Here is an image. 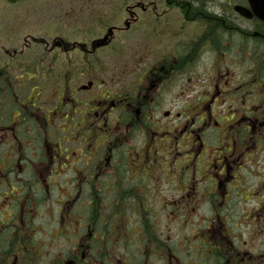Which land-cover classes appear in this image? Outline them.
<instances>
[{
  "label": "flooded vegetation",
  "instance_id": "af4514ba",
  "mask_svg": "<svg viewBox=\"0 0 264 264\" xmlns=\"http://www.w3.org/2000/svg\"><path fill=\"white\" fill-rule=\"evenodd\" d=\"M124 11L0 69V264H264V0Z\"/></svg>",
  "mask_w": 264,
  "mask_h": 264
},
{
  "label": "rangeland",
  "instance_id": "374dc122",
  "mask_svg": "<svg viewBox=\"0 0 264 264\" xmlns=\"http://www.w3.org/2000/svg\"><path fill=\"white\" fill-rule=\"evenodd\" d=\"M131 3L132 0H19L16 2L0 0V69L8 63L11 64L7 69L13 75V80H21L23 73L39 59V52L36 53L37 51H35L40 45L37 43L38 39L51 37L61 25V19H68L70 23L71 18L79 20L88 16H97L96 18L120 16L125 14L124 8ZM64 28L69 31L67 26ZM15 50H17L16 54L14 53ZM26 88H30L28 82ZM21 92L24 96L25 91ZM26 92L28 94L30 90ZM52 94L53 90L47 98L50 99ZM50 136L48 140L50 142L55 141V137ZM78 145V141L74 140V143L63 144V147L68 152L74 149H71L72 147L77 148ZM69 176L68 173L62 174L56 177L54 181H50L51 195L48 196L44 189L46 183L37 184L36 181L33 182L35 186L28 191L32 194L29 196V206H42L43 208L54 206L57 197L56 190L60 187L67 188L66 179ZM12 182L18 183L14 179ZM0 188L6 189L4 182L0 181ZM44 212L45 210L41 209L34 213L33 223L35 225L41 226L43 216L46 215ZM45 232L47 234L51 232L48 224L45 226ZM192 232V236L197 237L198 231L193 230Z\"/></svg>",
  "mask_w": 264,
  "mask_h": 264
},
{
  "label": "bare ground",
  "instance_id": "6f19581e",
  "mask_svg": "<svg viewBox=\"0 0 264 264\" xmlns=\"http://www.w3.org/2000/svg\"><path fill=\"white\" fill-rule=\"evenodd\" d=\"M16 1H19V0H13V1H11V2H16Z\"/></svg>",
  "mask_w": 264,
  "mask_h": 264
}]
</instances>
